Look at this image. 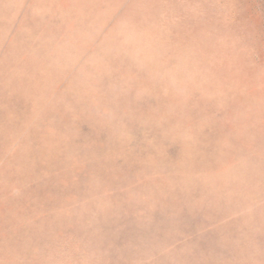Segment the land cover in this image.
I'll use <instances>...</instances> for the list:
<instances>
[{
	"label": "rangeland",
	"instance_id": "obj_1",
	"mask_svg": "<svg viewBox=\"0 0 264 264\" xmlns=\"http://www.w3.org/2000/svg\"><path fill=\"white\" fill-rule=\"evenodd\" d=\"M0 264H264V0H0Z\"/></svg>",
	"mask_w": 264,
	"mask_h": 264
}]
</instances>
